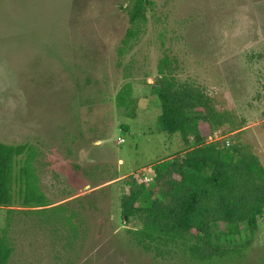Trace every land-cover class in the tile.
<instances>
[{
  "label": "rangeland",
  "instance_id": "obj_1",
  "mask_svg": "<svg viewBox=\"0 0 264 264\" xmlns=\"http://www.w3.org/2000/svg\"><path fill=\"white\" fill-rule=\"evenodd\" d=\"M128 1L0 0V141L37 147L51 203L0 207V235L10 223L14 244L8 264H264V217L241 234V253L201 262L145 251L120 216L123 180L152 182L155 165L183 151L179 135L156 126L165 55L180 81L235 117L238 129L211 139L241 144L264 166V0H153L145 32L119 58ZM129 81L134 111L116 102ZM66 212L79 225L69 242ZM213 229L217 241L239 243Z\"/></svg>",
  "mask_w": 264,
  "mask_h": 264
},
{
  "label": "trees",
  "instance_id": "obj_2",
  "mask_svg": "<svg viewBox=\"0 0 264 264\" xmlns=\"http://www.w3.org/2000/svg\"><path fill=\"white\" fill-rule=\"evenodd\" d=\"M154 5L153 0H129L122 5L129 26L117 48L119 58L145 32ZM155 86L160 107L158 133L179 135L184 147L155 165L152 182H139L133 176L123 180L122 221L136 244L159 258L183 255L206 262L241 253L249 244L241 240V234H255L264 217V166L241 144L211 139L214 131L238 129L236 119L218 112L198 85L180 81L169 55L158 64ZM116 102L135 110L132 82L121 87ZM206 127L211 129L207 133ZM122 129L130 131L128 125ZM37 156V147L30 143L0 141V207L51 204L40 184ZM140 199L143 205L138 204ZM63 210L58 205L52 212L64 222L58 215ZM74 215L66 212V230L72 234L66 235L68 242L79 234ZM214 225L239 243L217 241ZM10 230L8 223L0 235V264H8L14 252Z\"/></svg>",
  "mask_w": 264,
  "mask_h": 264
},
{
  "label": "built area",
  "instance_id": "obj_3",
  "mask_svg": "<svg viewBox=\"0 0 264 264\" xmlns=\"http://www.w3.org/2000/svg\"><path fill=\"white\" fill-rule=\"evenodd\" d=\"M123 142H125V138L124 137H119L118 138V143H123Z\"/></svg>",
  "mask_w": 264,
  "mask_h": 264
}]
</instances>
